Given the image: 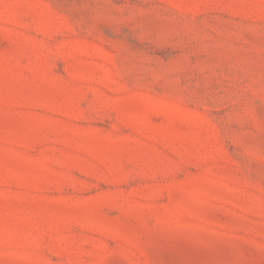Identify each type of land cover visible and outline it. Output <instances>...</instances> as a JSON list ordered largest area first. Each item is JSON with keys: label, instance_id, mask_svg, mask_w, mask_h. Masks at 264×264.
<instances>
[{"label": "rangeland", "instance_id": "rangeland-1", "mask_svg": "<svg viewBox=\"0 0 264 264\" xmlns=\"http://www.w3.org/2000/svg\"><path fill=\"white\" fill-rule=\"evenodd\" d=\"M0 264H264V0H0Z\"/></svg>", "mask_w": 264, "mask_h": 264}]
</instances>
